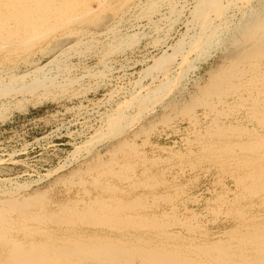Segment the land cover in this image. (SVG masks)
<instances>
[{
    "label": "bare ground",
    "instance_id": "6f19581e",
    "mask_svg": "<svg viewBox=\"0 0 264 264\" xmlns=\"http://www.w3.org/2000/svg\"><path fill=\"white\" fill-rule=\"evenodd\" d=\"M112 1L114 0H0V67L4 65L10 67L9 63L15 60L18 61L17 59L26 56L28 54L31 55V53L35 52V50L38 49L42 44H44L45 42L49 43V41L52 43V40L58 38V36H61L62 40L66 41L70 38V36L72 37V35L73 36L76 35L77 37L78 35H83L84 33H86L83 27H87L92 30L95 29L97 30L105 22H107L106 20L107 12L117 11L122 5L131 3L134 0H123V2L121 1L120 4H118L120 1L117 4H114ZM230 1L234 2L235 7L239 6L235 4L237 0H229V2ZM150 2L151 5L149 8H147L148 10H150L149 12H151L152 10L154 11L157 6L156 2L153 3L152 1ZM226 2L228 1L226 0ZM197 3L198 6L196 8L195 13L197 14L200 20V24L202 25V26L200 25L201 30L199 31L201 32L203 31V35L205 34L204 33L205 31L207 34L209 33V36H213L214 33L216 34L215 31H218L219 25L215 24L214 19L211 16V13L215 12L221 17V15L224 14L227 9L226 6L227 3L223 4L222 0H198ZM258 4L260 5V8H257L256 10L254 7H252L253 5L251 6L246 4L247 9L245 11L246 13H248L249 10V13L246 18L245 16H243L245 18V20L243 19L244 26L242 28V33H240L242 34V40L238 41L237 45H234L233 43L236 49L235 52L231 56H228L226 60L224 58L225 63L222 62L223 65L219 64V66L222 65L220 67L218 66L219 68L215 67L213 69L214 71H212V74L210 73L211 71L208 70L207 72L211 74L210 82L207 83L206 81L207 85H204L203 87L196 86L199 87L200 90L198 89L199 92H197V95L194 96V99H191L192 102H190V106L187 105L188 102L186 104L187 105L186 107L184 104L182 105L183 112L187 115L189 114L190 116H192V118H194L193 113L195 108L199 106H203L206 107V109L207 108L210 109L212 114L214 113L216 115L213 121L211 123L209 122L210 127H208L207 129L203 127L205 130L199 135L198 140H196L199 147H197V150L195 152L196 153L195 156H197L196 158L197 164L195 162L194 166L198 168L197 165L200 164L204 165V163L206 164L212 163V165L219 166V168L222 169L224 173L229 174L233 178L236 189L239 190V192H236L235 190L234 191L231 190L226 184L227 192L223 195H219L216 198L217 200H219V202L225 204L227 203V205L229 206V214L227 215L233 217L236 220L235 224H233L232 227L227 230L223 229L224 232L223 234H221L222 236H220L217 239L210 238L209 236L210 232L203 233L204 235L203 238H199V236L197 235L198 233H200L201 227L198 223L196 224L193 222V220H196V217L198 216L196 212H194L193 210H187L186 214L182 217L179 215L177 207L174 206V204H172L174 203L175 196L180 195L183 192V190L180 187H176L174 188L176 189L174 193H171L172 191L169 192L168 190H167L168 191L167 194L165 192H160L159 191L160 187L162 186L168 187V185H170L169 184L170 180L169 179L161 180L159 177L160 175L157 176L152 172L150 165L154 166L158 164L159 159H154V160L148 159L149 157H146L145 154L141 152L142 150L141 151L139 150V147L136 144L132 143L129 139L124 138L125 135L122 133L124 139L121 140L120 138V140H118L117 143H114L112 145L110 143L111 145V146L109 145L110 148L109 149L107 148V150L109 151L108 160L96 156V158L94 159L92 158V160L89 161L88 165L86 164L87 165L86 167L81 166L82 169L78 168L74 170V168H72L74 171L72 172L68 171V173L71 175L70 178H68L66 182L64 181L65 179L62 180L64 181L63 184L66 183L70 186L73 185L78 186L79 191L76 192L74 196L70 195L66 198L56 199L54 197H51V194L48 191H37V190L34 192L32 191L33 193L29 195H25L24 193L20 194L21 192L11 193L10 190L9 191L11 194L2 193L5 195H0V264H264V0H262V2L259 1ZM171 5L173 4L171 3ZM240 5L243 6L242 4ZM159 6H161L160 3ZM174 6H176V4H174L171 7L172 10L173 8H176ZM128 7L131 8L130 6ZM192 11H195V8H193ZM195 13L194 16H196ZM166 15H165V19L167 17ZM178 15L180 14L177 13V16ZM231 17H232V12H231ZM192 21L193 20L191 19V22ZM190 24L192 26V23ZM226 25L224 22L225 27H227ZM160 28L161 27H159V29ZM108 30L109 29H107V31ZM118 31H120L119 28L117 32ZM211 33L213 35H211ZM86 34H88V32ZM129 34L127 36H129ZM203 35H201V37ZM131 37L133 36L131 35ZM192 37L195 40L199 39V41L196 40V44H194L195 46H193L192 43L188 44L189 46L191 45L190 47L197 48L198 46L205 44L204 43L205 41L203 39H200L201 37L200 38L199 37L195 38L194 36ZM129 38L130 37H128V39ZM208 38L210 37H207V39L205 40H208ZM239 38H237V40ZM51 43L50 45H52L55 42H53L52 44ZM72 44L73 43H71V45ZM235 44H236V40H235ZM128 45H130V43H128ZM57 48H59V46H57ZM53 49L55 48H52V51H54ZM105 52H106L105 54H107L106 50ZM58 53L60 52L58 51ZM188 54L189 53L187 52V55ZM174 55H177V53ZM226 55H228L227 52L225 53V56ZM159 60L161 61V59ZM159 60L157 64L159 63ZM167 60L168 59H166L165 61ZM184 60L186 59L184 58ZM171 61L173 62V60L169 59L170 63ZM221 61H222V56H221ZM57 62L58 61H56V63ZM179 62L180 60L178 61V63ZM184 62L185 61H183V63ZM190 62L192 61L190 60ZM35 63L36 62H34V64ZM182 65L184 64L181 63V66ZM33 69L35 68L33 67ZM42 69L43 68L41 66V68L38 67L35 71L38 73V71ZM181 70L182 69H180V71L177 72L181 73ZM5 72L7 73V71ZM41 73L40 74L38 73L36 76L30 79V81L31 80L33 81L31 82L33 83L31 84V86L27 87L29 83L26 84L23 83L24 85H22V87L26 85L24 88L27 89L26 91H20L19 89L18 90L16 89L14 90V92L15 93L16 91L18 93L34 92L36 91V89L41 87L43 89L46 87H50V85L54 86V82L52 80L53 77L51 79V77L48 75L46 76V74H44V76L42 77ZM9 74H11V71ZM31 74L33 73L31 72ZM18 76L20 77V75ZM8 77H9L8 79L10 80L11 77L10 76ZM14 77L15 78L13 79H15V81L18 80L17 75ZM29 77H31L30 73H29ZM167 77L165 76V78ZM177 77H175V81L178 80L176 79ZM179 81L177 83H179ZM11 84L13 85V83ZM174 85L176 87V83L173 84V86ZM2 86H6V85L3 83L1 84L0 87ZM9 86L10 84L7 87H4V89L0 91L1 92L0 95L2 96L5 95V97H7L6 95L8 94L9 96L10 94L9 90L11 89L9 88ZM157 90L159 91L161 90V88ZM50 91L51 90H49V92ZM138 93H139V89H138ZM138 93L136 92L137 95ZM152 93H154V91H152ZM135 95L133 99L136 98ZM193 95L194 94H192V96ZM146 96L147 95L145 94V96L143 97ZM151 96L154 97L155 94ZM165 96L168 95L166 94ZM234 97L238 98V100L236 101L234 100V102H231L230 98H234ZM184 100H186L185 97ZM128 102L130 103V101ZM128 102L126 104H128ZM132 102L130 103V107ZM149 102L151 104V101ZM1 103H3V101ZM120 106L118 105V107ZM235 106L239 107V109L245 108V111L247 112V116H245L244 119L235 116L237 117V120L233 121L234 114H236L239 111L238 109L235 110ZM125 108L127 111L129 106L128 108L127 107ZM174 109L176 110L177 108ZM123 110L121 108V112ZM172 110L171 112H173ZM241 111L242 110H240V112ZM147 112L149 111L147 110ZM169 114H166L167 116H165V118L163 117V115L161 116L166 121V122L164 121V124L165 123L167 124L168 120H169L168 122L170 123L171 119L167 120V117L170 118ZM117 115L118 113L115 115V117ZM121 115L122 116L120 117L122 119L125 116V114L122 113ZM139 115H141L140 112L137 116ZM156 116H154V118H156ZM118 117L119 116H117V119L114 118L113 120L111 116L108 117L110 119L112 129L114 128V126H116L115 123L117 122V120L120 119ZM231 117H233L231 119L232 121L228 123L226 120L228 118L230 119ZM131 119L132 118L128 120ZM194 120L193 121L195 123L198 121L197 118H195ZM150 121L152 120L148 119V122ZM162 121L163 119H161V122ZM161 122L158 123L160 124ZM150 124H152V122ZM107 127H108V123H107ZM116 127L118 128V126ZM140 127L141 129L143 128L142 124ZM107 130L110 131V128L108 127ZM198 130L200 131V129ZM139 131H137V133ZM146 131L148 133V130ZM135 133L136 132L133 131L134 135ZM98 136L94 140H97ZM117 138L119 137L117 136ZM101 139L103 138L101 137ZM148 141L146 143H148ZM185 142L183 144H185ZM192 145L194 144L192 143ZM107 150H105L106 153H108ZM191 151L193 150L191 149ZM97 153L100 156L99 152L96 151V154ZM192 153L193 152H191V154ZM93 156L94 155H92L91 157ZM193 162L194 161H192V163ZM184 167L186 169V166ZM193 178L194 177H192V179ZM53 183L55 182L53 181ZM71 189L69 190L70 192ZM230 192L234 193L233 198L229 196ZM166 204H170V205L172 204L173 206L170 209H167L168 207L166 206ZM164 205L167 208H165ZM221 210L222 207L220 208L219 211H217V213H221Z\"/></svg>",
    "mask_w": 264,
    "mask_h": 264
},
{
    "label": "rangeland",
    "instance_id": "374dc122",
    "mask_svg": "<svg viewBox=\"0 0 264 264\" xmlns=\"http://www.w3.org/2000/svg\"><path fill=\"white\" fill-rule=\"evenodd\" d=\"M121 1L123 2V0H114L112 2L114 4H117L119 2L118 4H120ZM150 1H152V3L156 2L157 4L156 9L154 11L152 10L151 12H149L150 10L147 9L151 5ZM195 1L194 0H169V1L168 0H157V1L156 0H147V1L146 0H137V1L134 0L131 2L132 4L127 3L128 5L127 4L122 5L117 11L107 12L106 20L108 23L105 22L100 28L97 29L98 31L96 29L92 30L87 27H83L85 29V32L86 33L88 32V34L82 33L83 35H78L77 37L76 35L74 36L72 35V37L70 36L71 39L69 38L66 41L62 40L61 36H58V38H55L52 40V43L53 42L55 43L52 44L50 41L49 43L45 42L38 49H36L35 52L31 53L32 56L28 54L29 56L26 55V56L20 57L19 59H17L18 61L15 60L9 63L10 67H7L5 65L1 66L0 67V70H1L0 86L3 83L6 86L0 87V91H2V89H4V87H7L9 84L11 86V87L9 86V88L11 89L9 90V93H10L9 96L8 94L6 95L7 97H5V95L3 96L0 95V112H1L0 113V190L2 189L0 191V195L18 193V192L19 193L21 192L20 194L24 193L25 195H29L37 190V191H48L50 192L51 197H54L56 199L66 198L70 195L74 196L76 192L79 191L78 186L76 185L70 186L66 183L63 184V182L64 181L66 182V180L70 178L71 176L68 173V171L72 172L78 168L82 169L83 166L86 167L89 161H91L92 158L93 159L96 158V156L108 160L109 151L107 150V148L109 149L112 144L117 143V141L120 140V138L121 140L126 138V139H129L132 143L136 144L139 147V150L140 151L142 150L141 152H143L146 157H149L148 159H151V160L159 159L158 160L159 165L158 164L154 166L150 165L152 172L157 176L160 175L159 177L161 180H168V179L170 180L169 182L170 185H168L169 189L168 187L162 186L159 189L160 192H165L167 194L168 191L169 192L172 191L171 193H174V191L176 190L174 188L176 187H180L183 190V192L180 194L181 196L180 195L175 196L176 200L174 199V203L172 204H174V206L177 207L179 215L182 217L186 214L187 210H193L194 212H196L198 216L196 217V220H193V222L196 224L198 223L201 227L200 233H198L197 235L199 236V238H203L204 236L203 233L210 232L209 233L210 238L217 239L220 236H222L221 234H223L224 230L231 228L232 225L235 224L236 220L233 217L227 215L229 214V206L227 205V203L225 204V203L219 202V200H217L216 197H218L219 195H223L227 192L226 184L231 190L233 191L235 190L236 192H239V190L236 189L233 178L229 174L224 173L222 169L219 168V166L212 165V163H207V164L204 163V165L203 164L197 165L198 168L194 166L195 162L197 164V161H196L197 156H195L196 154L195 152L197 150V147H199L196 140H198L199 135L205 129L210 127L209 124L213 121L216 115L214 113L212 114L210 109L208 108L206 109V107L199 106L195 108L196 111L194 110V113L196 112L197 114L193 113L194 118H192V116H190L189 114L187 115L183 112L182 105L184 104L185 107L187 105L190 106V102H192L191 99H194V96H196L197 92H199L198 89L200 90L199 87H203L204 85H207V83L210 82V79H211L210 76L212 74V71H214L213 69L215 67L219 68L220 66H222L223 63H225L226 58L228 56H231L235 52L236 49L234 45H237L238 44L237 42L242 40V34L240 33H242V28L244 26L243 19L245 20V18L248 16V13H249V10H248V13H246L245 11L247 9L246 4L251 5V6L253 5L252 7H254L256 10L257 8H260V5L258 3L259 1L262 2V0H257V1L256 0H250V1L241 0V2L240 0L239 1L237 0L235 4L239 5L238 7H235L234 2L230 1L231 2L230 3L229 0H227L228 2H226V0H222L223 4L227 3L226 4L227 9L225 13L222 14L221 17L215 12L211 13V16L214 19L215 24L219 25L218 31H215L216 34L214 33V35L211 33V35L213 36H209V33L207 34L204 31L205 37L203 35V31L202 32L199 31L201 30L202 25L200 24V20L197 14L195 13L196 8L198 6V3H197L198 0H195ZM159 3L161 6H159ZM171 3L173 5L176 4V6H174L176 8H173L174 12L171 8L173 6L171 5ZM232 3L234 6L232 5ZM240 4H242L243 6H241ZM128 6H130L131 8H129ZM193 8H195V11H192ZM144 9L146 10V12ZM135 12L138 16L135 14ZM231 12H232V17H231ZM146 13H149V14H146ZM177 13L180 15L177 16ZM194 13L196 14V16H194ZM165 15L168 18L166 17L165 19ZM243 16H245V18ZM146 17H149V18H146ZM191 19L193 20L192 22H191ZM224 22H225V25L227 24L226 26L228 28L224 26ZM190 23H192V26ZM223 26L226 28V30ZM110 27H111V30H110ZM159 27L161 28L159 29ZM118 28L120 31L117 32ZM107 29L109 30L107 31ZM111 33H114V34H111ZM128 34L129 36H127ZM131 35L133 37H131ZM201 35L203 36L201 37ZM192 36H194L195 38L201 37L200 39H203L205 41L204 42L205 44H202L201 45L202 47L201 46H198L197 48L190 47L191 45L189 46L188 44L192 43V45L195 46L194 44H196V40L199 41V39L195 40ZM128 37H130L131 39L129 38L130 39L129 40ZM207 37H210V38H208V40H205L207 39ZM237 38L239 39L237 40ZM75 39L77 40V42ZM235 40H236V44H235ZM127 42L130 43V45H128ZM50 43L52 45H50ZM71 43H73L72 44L73 46L71 45ZM57 46H59V48H57ZM50 47L55 48L53 49L54 51H52V48ZM74 49L76 52L74 51ZM104 49L107 51V54L109 52L110 53L108 55L105 54L106 52ZM185 49L190 50L191 53L190 51L188 50L186 51ZM224 50L228 53V55L225 56L226 52ZM58 51L60 53H58ZM187 52L189 53L188 55H187ZM176 53L177 55H174ZM221 56H222V61H221ZM165 58L168 59L167 60L168 62L165 61L166 60ZM184 58L186 60H184ZM159 59H161V61ZM169 59L173 60V62L171 61L170 63ZM158 60H159L160 65L159 63L157 64ZM179 60L180 62L178 63ZM190 60L192 62H190ZM56 61L58 62L56 63ZM183 61L185 62L183 63ZM34 62L36 63L34 64ZM161 62L162 63L166 62V63L162 64ZM181 63L184 65L181 66ZM178 64L180 68L178 67ZM219 64H222V65L219 66ZM37 66L40 68L42 66L43 68L42 70L38 71L39 74L42 72L41 73L42 77L44 76V74H46V76L47 75L50 76L51 79L53 77L52 80L54 82V86L50 85V87H46L47 89L46 88L42 89L41 87V88L36 89V91L34 92H25L26 93L25 95L24 92H20V91L27 90V89H24L26 85L23 87L22 85L29 83V85H27V87H29L31 86V84H33L31 83L33 81L32 80L30 81V79H32V77L38 74L35 71L38 68ZM6 67L8 70L6 69ZM33 67L35 69H33ZM180 69L183 70V72L181 70L182 74L180 72H177V71H180ZM208 70L211 71L210 72L211 74L207 72ZM5 71H7V73ZM10 71H11V74H9ZM4 72L8 76L11 77L10 80L8 79L9 77ZM31 72L33 74H31ZM29 73L31 77H29ZM16 75L18 77V80L15 81V79L13 78H15L14 76ZM18 75H20V77ZM164 75L168 77L165 78ZM178 75L180 76V78ZM175 77H177L176 78L178 79L177 81H175ZM178 81L179 83H177ZM174 82L176 83V87L175 85L173 86V84H175ZM11 83H13V85ZM196 86H199V87H196ZM156 88L157 89L161 88V90L158 91ZM16 89L17 90L19 89L20 93H18L17 91L15 93L14 90ZM138 89H139L140 94L138 93ZM49 90L51 91L49 92ZM170 90H171V93H170ZM192 90H194L195 92ZM152 91H154V93H152ZM136 92L138 93V95L136 94ZM131 93L133 96L131 95ZM145 94L147 96L143 97L145 96ZM154 94H155L154 97L151 96ZM166 94L168 96H165ZM192 94L194 95L192 96ZM134 95L136 97L135 99H133ZM184 97L187 101L184 100ZM234 98H230V101L234 102V100L235 101L238 100V98H235V99ZM2 101L3 103H1ZM126 101L127 102L130 101V103L132 102L133 105L131 104V107L132 106L133 107L132 108L130 107L129 102L128 104H126L127 103ZM149 101H151V104ZM118 105L119 106L121 105V106L118 107ZM125 107L128 108L127 111ZM148 107H151V108H148ZM173 107L177 109L175 110ZM121 108L122 110L123 109L125 110V113H124V110L121 112ZM146 109L149 112H147ZM237 109L239 110L237 112L238 114L237 113L234 114L233 116L234 118L233 117H231L230 119L228 118L226 120L228 123L232 121L231 120L232 118H233V121L237 120V117L235 116L241 117L243 119L245 118V116H247V112L245 111V108L239 109V107L235 106V110ZM171 110L173 112H171ZM240 110L242 111L240 112ZM116 111L118 113L117 116H119L118 118L120 119L117 120V122L115 123L116 126H118V128L114 126V128L112 129L111 122L108 117L111 116L112 120L114 118L117 119V116L115 117V115L117 114ZM139 112L141 113V115L137 116ZM122 113L125 114V116L123 115L124 117L121 119L120 116H122L121 115ZM166 114H169V117H170V118L167 117V120L171 119V121L169 123L168 122L169 120H168L167 124L166 123L164 124V121H165L164 118L165 116H167ZM134 115H136L137 117ZM162 115L164 118L161 117ZM207 115H210V116H207ZM154 116H156V118H154ZM125 117L127 120L125 119ZM130 118H132L133 120L132 119L128 120ZM195 118H197L198 120L196 123L194 122L196 121L194 120ZM148 119L152 121L148 122ZM161 119H163L162 122H161ZM175 119H176V122H175ZM140 122L143 128L145 127L144 129L143 128L141 129ZM151 122L153 125L150 124ZM158 122H161V123L159 124ZM107 123H108V127L110 128L111 132L107 130L108 128ZM139 129L141 132L139 131ZM198 129H200V131ZM146 130H148V133ZM133 131L136 132L135 135L133 134ZM137 131L139 132L137 133ZM143 132H146V133H143ZM122 133L125 135L124 138H123ZM97 136H98L97 140H94ZM117 136L119 138H117ZM101 137L103 139H101ZM147 141L148 143H146ZM184 142L185 144H183ZM89 143H92V144H89ZM192 143L194 145H192ZM191 149L193 151H191ZM105 150H107L108 153H106ZM96 151L99 152L100 156L98 155V153L96 154ZM174 151H175V154H174ZM191 152L193 153L191 154ZM92 155L94 156L91 157ZM192 161L194 162L192 163ZM184 166H186L187 170L185 169ZM72 168H74V170ZM192 177L194 178L192 179ZM56 179L58 182L56 181ZM62 179L63 180L65 179V180L63 181ZM53 181L55 183H53ZM175 183H176V186H175ZM22 186H25V187H22ZM69 187H71L72 189ZM70 189H71V192L69 191ZM9 190L11 191V193ZM209 191L211 192V194ZM2 193H5V194H2ZM202 195L205 197H203ZM229 196L233 198L234 193L230 192ZM182 198L184 201L182 200ZM172 204L171 205L166 204L168 208L165 205L164 206L165 208L170 209L173 206ZM221 207H222L221 213H217V211H219ZM221 222L222 223L224 222V223L222 224Z\"/></svg>",
    "mask_w": 264,
    "mask_h": 264
}]
</instances>
